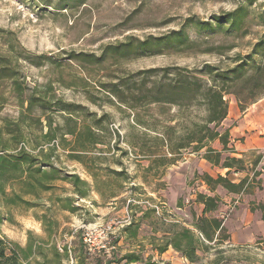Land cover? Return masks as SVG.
<instances>
[{
    "label": "rangeland",
    "instance_id": "1",
    "mask_svg": "<svg viewBox=\"0 0 264 264\" xmlns=\"http://www.w3.org/2000/svg\"><path fill=\"white\" fill-rule=\"evenodd\" d=\"M248 1L0 0V58L4 67L16 73L22 89L18 95L13 82L0 79L3 137L7 138L4 128L13 129L25 120L24 125L20 123L27 127L23 130L25 149L31 151L42 144L47 118L36 108L27 112L30 95L51 103L44 115L52 127L60 129L68 117L60 104L71 105L77 111L72 118L80 127L102 119L97 132L103 145L87 156L98 158L100 179L109 180L114 191L123 185L116 199L105 201L94 191L93 179L85 168L68 158L57 140L51 162L59 175L77 174L86 181L91 188L89 197L75 200L71 185L63 181L51 183L52 190L37 197L24 196L19 185L7 184L5 196H0V236L22 247L28 234L39 239L42 254L33 256L30 264H95L106 259L117 261L129 253L158 264H264L260 210L264 206V149L243 154L239 150L245 141L264 143V96L253 103L242 101L241 110L231 91L222 93L227 115L216 130H227L229 136L226 151L218 140L208 143V148L221 154L220 164L213 165L205 160L207 147L196 152L194 145L187 143L191 131L205 120L203 100H181L178 106L152 104L147 94L152 87L172 85L184 78L194 82V77L206 87H222L221 82L215 84L195 71L206 64L225 71L238 57L251 53L264 33V0ZM239 8L246 9L248 15L237 33L227 34V26L208 34L190 27V20L213 24L215 17ZM181 30L191 41L189 47L124 59L106 54L109 47L129 39L142 42ZM83 54L101 58V62H83ZM179 145L188 146L177 150ZM225 158L241 163L228 172L221 167ZM121 170L129 177L126 183L122 176L110 173ZM204 174L214 179L227 177L236 184L245 179V190L231 194L216 187L211 193L202 181ZM101 190H106L105 186ZM198 194L219 199L217 210L204 215L221 223L222 230L212 242L194 228L203 216V206L196 202ZM16 196L36 206L28 207L18 200L9 204ZM67 197L73 200L76 212L64 208ZM147 210L154 214L141 221L136 238H130L123 229L137 223L141 212ZM43 215L54 222L55 232L50 237L40 221ZM171 225L192 230L203 243L193 263L170 248L163 253L156 250ZM78 231L89 252L81 253ZM55 249L60 254L66 250L67 256L57 257Z\"/></svg>",
    "mask_w": 264,
    "mask_h": 264
},
{
    "label": "trees",
    "instance_id": "2",
    "mask_svg": "<svg viewBox=\"0 0 264 264\" xmlns=\"http://www.w3.org/2000/svg\"><path fill=\"white\" fill-rule=\"evenodd\" d=\"M253 0H249L250 3ZM248 12L246 9L239 8L235 13L226 14L223 16L215 17L213 24L210 22H194L190 20V27L197 33H213L215 31H221L226 28V33H237L244 28V21L246 20ZM264 26V19L262 20ZM224 27V28H223ZM185 31L181 30L175 32L169 36H164L159 39H146L142 42L129 39L126 43L118 46L109 47L106 54L113 56V58H125L129 56L138 55H153L168 50H179L189 47L191 41L185 35ZM81 60L87 63H100L101 58L95 59L92 55H81ZM4 59L0 58V79H8L13 82L14 90L18 95L21 94V87L15 80L17 75L14 71H10L8 67H4ZM93 64V63H92ZM200 75H203L213 83L221 82L222 87H206L201 84L200 81L194 77V82H190L189 78L179 79L174 81L172 85H162L152 87L147 91L149 95V102L152 104H173L178 106L181 102L196 101L199 97L206 105L205 112L206 117L201 125H196V128L188 135V145L193 144L194 150L197 152L205 147L208 143L218 140L222 146V150H227L228 131L220 133L216 128L222 123L227 115V105L223 100L222 93L234 94L237 97V103L242 107V101L254 102L258 96H264V33L260 39L254 45L251 53L245 57H238L235 60L234 66L228 70L220 71L217 67L210 65H203L199 70L195 71ZM165 87V88H164ZM217 88V89H214ZM240 89L238 93L234 91ZM240 94L242 99L240 100ZM183 100V101H181ZM27 112H30L33 108L39 109L42 115L45 116L47 128L46 133L41 135L40 140L42 144L35 145L31 151L25 149L23 130L27 127L24 125L25 120H21L16 123L13 129H6L4 131L7 138L2 135V129H0V196H5V186L7 184L13 186L19 185L20 191L24 196L37 197L40 192H48L52 190L51 183L55 181H63L71 185L73 194L76 196L75 200H83L89 197L91 188L83 181L77 174H65L59 175V170L54 167L51 159L55 153L59 140L61 149L67 151L68 158L80 163L86 173L93 179L94 191L99 194L105 201H111L116 199L121 194L123 185H118V190H113L114 186H110L109 180L102 181L100 179V173H98L99 163L98 158L88 157L87 154L96 150L97 146L103 145V142L99 139L97 130L100 129L98 125L102 119L93 121L91 126H79L72 116H76L77 111L71 105L60 104L61 111L65 112L68 117L64 119V125L60 128L52 127L51 121L46 117L45 111L49 110L51 103L41 96L30 95L27 99ZM79 108V107H77ZM84 109L81 108V111ZM93 117V116H91ZM28 118V117H26ZM30 121H33L31 119ZM39 122V120H37ZM212 125V128L209 126ZM99 128V129H98ZM101 130V129H100ZM60 135H58V133ZM66 136L71 139H66ZM20 145L19 148L17 146ZM188 145H179L177 150L184 149ZM43 146H46L45 148ZM208 148V147H207ZM213 154L214 156H210ZM205 160L213 165L220 164L221 154L215 150L208 148L205 154ZM257 162V161H256ZM255 162V165H256ZM241 163L240 160L235 158H225L222 168L227 169L228 172L232 170L235 164ZM111 174L118 177H123L124 183L127 182L128 176L121 170L120 172L111 171ZM203 183L208 187L209 192L213 193L216 187H220L231 194H241L245 190L246 180L239 181V183H233L227 177L218 176L212 178L209 175L204 174L202 177ZM105 189L102 192V187ZM107 193V194H106ZM7 200V199H6ZM16 200L23 202L28 207H34L36 205L24 202L19 196L9 201V204H16ZM64 208L74 213L77 208L73 206V200L67 197L64 199ZM196 202L203 206L202 217L198 219L194 225L201 235L204 236L207 242H212L216 233L221 232V223L214 218L204 217L205 214L212 213L217 210L219 205V199L215 196H207L204 194H198ZM137 208V207H136ZM262 212V221L264 222V206L260 208ZM153 210H147L141 212V216L137 223L131 222L123 232H128L130 238H136L139 223L149 215H153ZM44 226L45 233L50 237L54 232V222L46 215H43L40 219ZM76 236L81 246V253L89 252L87 245L83 242L82 232L78 231ZM161 243L157 245L156 250L159 253L165 252L168 248L174 252L180 254L183 258L193 263L198 257L197 252L203 248V243L190 229L181 228L177 225H171L169 229L163 232L161 236ZM40 240L34 235L28 234L25 247H22L16 243L11 242L5 237L0 236V264H30V259L37 255L42 254V246ZM55 255L66 257L67 251L64 250L63 254L54 250ZM107 258V257H106ZM107 260V259H106ZM96 261L95 264H158L151 259H144L140 254L129 253L117 261Z\"/></svg>",
    "mask_w": 264,
    "mask_h": 264
},
{
    "label": "crops",
    "instance_id": "3",
    "mask_svg": "<svg viewBox=\"0 0 264 264\" xmlns=\"http://www.w3.org/2000/svg\"><path fill=\"white\" fill-rule=\"evenodd\" d=\"M257 105H255L256 107ZM244 118H246V115H244ZM264 149V143L260 140L253 139L251 142L250 141H245V144L243 146H240L239 150L243 154L248 151H255V150H260Z\"/></svg>",
    "mask_w": 264,
    "mask_h": 264
},
{
    "label": "built area",
    "instance_id": "4",
    "mask_svg": "<svg viewBox=\"0 0 264 264\" xmlns=\"http://www.w3.org/2000/svg\"><path fill=\"white\" fill-rule=\"evenodd\" d=\"M145 205H147V203H144ZM149 206V205H148ZM150 207V206H149ZM150 208H152V207H150ZM155 208V207H154ZM157 210V213H158V209H156ZM82 239H83V242L86 244V239L84 238V236H83V234H82ZM87 245V244H86ZM87 247H88V249L89 250H91L90 249V247L87 245Z\"/></svg>",
    "mask_w": 264,
    "mask_h": 264
}]
</instances>
